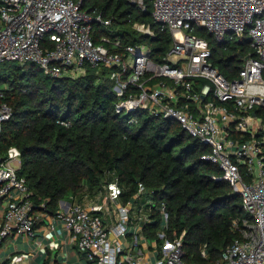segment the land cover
<instances>
[{
	"label": "built area",
	"instance_id": "2783aa9c",
	"mask_svg": "<svg viewBox=\"0 0 264 264\" xmlns=\"http://www.w3.org/2000/svg\"><path fill=\"white\" fill-rule=\"evenodd\" d=\"M82 2L0 0V65L31 62L52 77L79 75L87 65L111 68L118 112L141 109L177 121L207 148L200 158L216 165L220 179L240 196L248 217L212 264H264V155L263 141L255 137L264 123L252 113L264 109V0H151L153 21L173 37L161 63L145 53L144 44H124L104 33L94 39L93 24L108 29L111 19L93 16ZM132 2L146 9L143 0ZM133 27L155 34L148 24ZM200 32L217 42L250 39L252 54L242 58L234 79L212 64L209 41ZM1 97L0 129L11 115ZM20 167V149L8 147L0 155V264H68L65 247L79 256L76 264H188L183 237L167 236L163 201L157 226L143 205L119 202L115 186L101 203L68 202L48 212L36 208ZM143 191L138 183L137 194Z\"/></svg>",
	"mask_w": 264,
	"mask_h": 264
},
{
	"label": "trees",
	"instance_id": "16d2710c",
	"mask_svg": "<svg viewBox=\"0 0 264 264\" xmlns=\"http://www.w3.org/2000/svg\"><path fill=\"white\" fill-rule=\"evenodd\" d=\"M143 2L145 10L132 0H83L81 8L111 19L108 29L93 24L94 39L104 33L124 44H144L145 53L161 63L173 37L153 21L151 0ZM136 22L150 25L155 34L140 33L133 27ZM199 34L209 41L212 64L234 79L242 58L252 54L250 39L217 42L211 34ZM110 71L87 65L79 75L52 77L35 63H2L1 99L11 115L0 129V155L10 146L20 149L19 173L36 208L48 212L59 210L62 200L81 206L101 203L109 186H115L119 202L130 199L133 209L143 205L157 226L163 201L167 236L183 237L184 260L212 264L239 237L236 225L248 217L240 196L220 179L216 165L200 158L207 148L177 121L141 109L118 112ZM255 111L262 125L264 109ZM255 137L263 141L264 155V131L260 128ZM138 183L144 191L137 194ZM147 198L154 203L147 204ZM202 247L205 257L199 253Z\"/></svg>",
	"mask_w": 264,
	"mask_h": 264
},
{
	"label": "crops",
	"instance_id": "0c3cea01",
	"mask_svg": "<svg viewBox=\"0 0 264 264\" xmlns=\"http://www.w3.org/2000/svg\"><path fill=\"white\" fill-rule=\"evenodd\" d=\"M61 208H63L61 205H60ZM48 242V241H47ZM46 243V242H45ZM28 246V245H27ZM42 249H40V253H41V256L43 258L46 257L47 253H45L46 249H44L45 251H43V248H44V242H43V245L41 246ZM64 251L66 252H69V256L67 257V262L68 264H76L79 262V256L75 255L74 251H71L70 252V249L69 248H64ZM39 256V255H38ZM40 256L39 258L37 259V261H40Z\"/></svg>",
	"mask_w": 264,
	"mask_h": 264
},
{
	"label": "water",
	"instance_id": "95a60500",
	"mask_svg": "<svg viewBox=\"0 0 264 264\" xmlns=\"http://www.w3.org/2000/svg\"><path fill=\"white\" fill-rule=\"evenodd\" d=\"M253 113V115H255L256 114V111H253L252 112ZM237 194V193H236ZM61 204L63 205V206H68L69 205V203L68 202H65V201H61Z\"/></svg>",
	"mask_w": 264,
	"mask_h": 264
},
{
	"label": "rangeland",
	"instance_id": "374dc122",
	"mask_svg": "<svg viewBox=\"0 0 264 264\" xmlns=\"http://www.w3.org/2000/svg\"><path fill=\"white\" fill-rule=\"evenodd\" d=\"M2 87H4V84L3 83L0 84V88H2ZM63 209H65V206L63 207ZM199 253H201L200 256H202L203 251H200Z\"/></svg>",
	"mask_w": 264,
	"mask_h": 264
}]
</instances>
